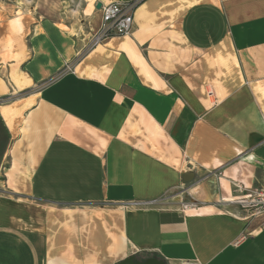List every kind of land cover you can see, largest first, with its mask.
Returning <instances> with one entry per match:
<instances>
[{
	"label": "crops",
	"instance_id": "crops-1",
	"mask_svg": "<svg viewBox=\"0 0 264 264\" xmlns=\"http://www.w3.org/2000/svg\"><path fill=\"white\" fill-rule=\"evenodd\" d=\"M117 1L0 20V264H264L225 202L264 181V0H143L86 51Z\"/></svg>",
	"mask_w": 264,
	"mask_h": 264
},
{
	"label": "built area",
	"instance_id": "built-area-1",
	"mask_svg": "<svg viewBox=\"0 0 264 264\" xmlns=\"http://www.w3.org/2000/svg\"><path fill=\"white\" fill-rule=\"evenodd\" d=\"M143 0H124L102 5V19L99 28L91 35L86 51L96 47L106 40L115 36H130L135 29V11ZM73 64L69 63L65 71H73ZM221 175V172H215ZM237 196L225 201L229 205H234L239 211H244L247 218L264 214V181L253 187L234 181ZM189 207L185 204L184 208Z\"/></svg>",
	"mask_w": 264,
	"mask_h": 264
},
{
	"label": "rangeland",
	"instance_id": "rangeland-1",
	"mask_svg": "<svg viewBox=\"0 0 264 264\" xmlns=\"http://www.w3.org/2000/svg\"><path fill=\"white\" fill-rule=\"evenodd\" d=\"M96 9L92 0H0V20L23 12H33L40 16H50L61 24L81 29H90ZM82 28V29H83Z\"/></svg>",
	"mask_w": 264,
	"mask_h": 264
},
{
	"label": "water",
	"instance_id": "water-1",
	"mask_svg": "<svg viewBox=\"0 0 264 264\" xmlns=\"http://www.w3.org/2000/svg\"><path fill=\"white\" fill-rule=\"evenodd\" d=\"M101 6L102 4L99 3L98 7L100 8ZM194 179H195V173L193 171H189L187 174L183 176V181L185 183L192 182L194 181ZM118 264H167V262L159 257H149L145 260H139L135 255H130L129 257L120 261Z\"/></svg>",
	"mask_w": 264,
	"mask_h": 264
}]
</instances>
